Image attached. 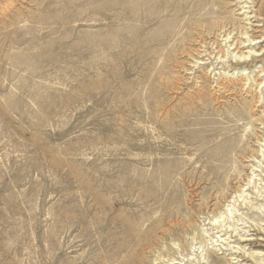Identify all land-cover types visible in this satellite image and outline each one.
I'll return each instance as SVG.
<instances>
[{"label":"rangeland","instance_id":"1","mask_svg":"<svg viewBox=\"0 0 264 264\" xmlns=\"http://www.w3.org/2000/svg\"><path fill=\"white\" fill-rule=\"evenodd\" d=\"M241 1L0 0V264H168L154 258L245 185L264 89L254 104L203 73L220 34L264 52V0Z\"/></svg>","mask_w":264,"mask_h":264},{"label":"bare ground","instance_id":"2","mask_svg":"<svg viewBox=\"0 0 264 264\" xmlns=\"http://www.w3.org/2000/svg\"><path fill=\"white\" fill-rule=\"evenodd\" d=\"M241 3H244V5L241 6L240 9H248L250 8L249 4L253 3V0H242ZM242 12L243 14L249 13L246 10ZM250 18L252 17H245V20H250ZM240 34L245 37L241 36L238 41H234L231 32L223 35L220 34L222 37V44L213 47L212 51H208L207 49L203 50L208 52V55L211 57L213 56V53H215L213 56L214 60H211L210 63L207 64V62H204L201 59V57H203V51L197 50L198 57H193L191 54V57L193 58V66L200 67L201 65L207 64L205 67L206 69L203 70L204 76L208 73L214 77L219 75L216 80V86L221 89H226L227 87H241L242 90H244L245 86L248 84L249 86L247 90L251 88L252 91L248 90V92L255 93L254 104H256L262 98V96L257 93V88H261V90L264 89L263 74L258 75L257 78L256 75L257 73L264 71L261 69L256 72L253 67H250L249 65L259 56H264V52L262 53V48H257L256 46L260 41H256L257 39L252 38L247 30L245 32L240 31ZM209 59L210 58H207V60ZM220 63L223 64L222 67H219ZM224 65L227 67H223ZM255 72L256 74H254ZM197 78L204 79V77L200 75H198ZM251 80L253 81L252 85ZM199 87L201 90L205 89L203 83H201ZM202 95L203 94L201 93L198 100H204ZM242 115L245 114L242 113ZM258 120H260V124L263 125L260 127L259 134H256L257 137L255 143L257 148L254 153L251 154V160L249 159L251 162V174L247 176L248 180L245 185L239 186L232 197L225 201L221 208L211 213V216H205L203 212H200L198 218L202 219L200 221L201 223L197 224L193 233H189L187 237L184 238L185 244L176 240L171 242L172 247L176 249L175 252L178 254L177 257L172 254L167 256L158 253L154 258V262L162 260L168 264H211L205 251L209 250L210 247L214 248V246L218 247L226 245L232 250H236L231 254L232 257L230 258V260L234 261L233 263L264 264V245L257 249H254L253 247L251 251H248L249 248H245L248 244L243 245L242 243L243 241H253L254 238H248V235L242 234L241 230H239L246 227L256 228L257 226V230H259V234L257 235L262 236L261 233H264V226L260 223L261 219L259 218L256 220L252 218L244 212H241V208L239 207L241 204L245 206L250 204L251 207L254 208L252 211L253 215H264V118L261 116L254 121ZM247 125L249 128L251 127V123H248ZM202 138H204V136ZM251 188L257 193V197L260 198H255L257 199V202H254L252 199L253 192L249 191ZM206 221H208V223H206ZM248 223H251V225L246 226ZM243 224L245 226L239 228ZM206 225H210V227H207ZM223 230L226 232L222 233ZM249 231L251 230L249 229L247 232ZM229 233L231 234L230 236L228 235ZM232 233H236L241 237V240L237 243H233V245L231 244L232 240L228 242L229 237H232ZM256 241L262 242L264 240L257 238ZM237 253H243L245 258L240 259L238 256H234V254ZM254 253H257V255ZM220 262L221 259L218 258V260L215 261V264H219Z\"/></svg>","mask_w":264,"mask_h":264}]
</instances>
